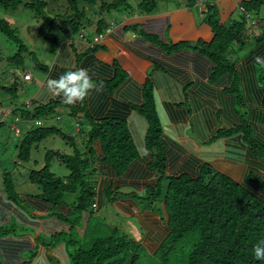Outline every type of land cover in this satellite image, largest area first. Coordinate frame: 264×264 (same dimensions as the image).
<instances>
[{"label": "trees", "instance_id": "trees-1", "mask_svg": "<svg viewBox=\"0 0 264 264\" xmlns=\"http://www.w3.org/2000/svg\"><path fill=\"white\" fill-rule=\"evenodd\" d=\"M79 1L88 6H97L98 11L95 13L100 16L121 8L124 10L128 6V0H66L71 14L53 18L46 16L47 2L44 0H0V8L6 11H15L18 7L23 6L24 9L33 12L37 19L42 21L36 33L37 39L47 42L49 51L51 54H55L60 37L52 33L53 30L58 28L62 34L61 37L71 38L86 29V22L89 21L85 14L86 9H79ZM187 2V5L192 7L195 0H187ZM156 6L157 0H143L137 5V8L140 13L149 14L155 10ZM240 7L244 8L249 15H257L260 10L264 9V0H243ZM213 8H210L209 11H215ZM245 19L241 23L225 26L220 24L216 13L213 12L207 19L214 35L213 40L208 44L197 43L199 52L215 66L209 82L213 83L223 74H228L230 85L225 93L234 95L236 107H239L240 110L245 106L240 78L235 69L236 61L233 59L231 48L235 45L241 47L245 43L247 18L245 17ZM103 24V19L97 21V33L101 31ZM259 29L256 36L252 35L253 45L263 44L264 53V26ZM0 32L15 43L20 51L25 49L22 41L17 38L14 30L5 20H0ZM142 35L145 36L143 33ZM145 37L151 42L156 40L152 36ZM85 46L87 50L83 56L98 49V46L92 48ZM177 48L172 47L165 50L171 52ZM256 54L258 56V53ZM262 64L264 65V56ZM36 67L41 70L46 69L41 64ZM99 69L105 70V73L99 72L98 74L102 78L94 83L112 95L114 99L108 113L101 119L95 120L86 116L84 101L74 104H67L63 100L52 101L46 105H37L32 110L23 109V105H25L23 102L20 104L11 101L10 104H5L8 107H15L13 116H10L8 120L10 126L14 123V115H18V113L21 119L35 122L39 119L50 118L59 107L67 109L68 115L75 121L86 120L89 125L84 143L85 152L78 149L73 137L67 136L61 128L55 126L47 127L42 124L41 127H30L26 132H22L23 138L16 145V158L19 162H29L32 148L47 138H59L73 149L71 155L58 150L46 151L42 166L28 173L26 181L36 185L39 189L35 198L53 208L65 202L66 194L72 195L74 196L72 210L74 209L79 214L91 211L96 196L95 184L97 182L91 176L93 174L98 176L97 173L100 175L92 167L94 151L91 145L95 142L99 143L101 154L96 158V161L111 166L118 176H122L134 160L143 158L138 154L126 124V118L129 113L133 112L146 122L144 145L147 152L152 151L153 161L149 167L156 172L157 184L154 188H146L140 195L134 192L130 195L136 198L142 197L153 204L159 200L162 201L165 213L164 221L170 231L168 237L157 249L163 255V264H167V256L171 257L173 253L170 250H173L181 239L189 241V244L188 252H183L179 259L180 264H264V260H257L253 254V247L260 241H264V197H259L251 191V185L261 190L264 187L263 180L257 175L247 172L243 183L240 184L227 175L217 172L207 163H203L199 167L196 178H191L188 175L167 176L165 173L166 148L161 140V125L150 83L145 81L143 84L137 85L117 65H113L112 69ZM255 72L256 83L253 81L254 86L251 90L253 94L250 101L258 105L257 110L261 109L264 113V66L259 69V77L256 68ZM1 74L2 71H0V76ZM60 74H55V77L58 78ZM109 74L110 77L107 79ZM12 77L14 81L15 76ZM13 81L9 84V82L0 80V90H5L11 99L16 98V83ZM188 89L186 86L183 87V92L187 94ZM251 91L250 93H252ZM239 112L241 114L240 125L228 130L221 129L218 137H234L231 145L229 144L231 148L234 147L233 150L242 153V146H244L258 159H264V145L255 139L254 128L248 124L246 110H243V113ZM179 114L176 111L175 115L179 116ZM60 118V115H57L56 119L60 120ZM3 120L0 121V127L4 124ZM262 120L264 121V117ZM51 160H57L60 165H63L67 169L68 175L61 178L51 172ZM163 182L166 183L164 193L161 191ZM245 184H250V186ZM3 186L9 199L19 201L10 172L3 174ZM116 193L118 192L111 191V187L107 188L105 197L108 203L113 202ZM59 219L65 220L63 217ZM13 232L15 234L13 228L0 227V236ZM116 232L117 230L114 229L110 233L94 239L88 250L81 247L76 249L70 256V264H127L131 256H133L131 264H135L142 245L132 240H125L124 237L117 236ZM0 244V264H7L2 259L5 255V260H14L17 248L9 245L8 242ZM50 245H53V242ZM29 258L32 259V255Z\"/></svg>", "mask_w": 264, "mask_h": 264}, {"label": "crops", "instance_id": "crops-1", "mask_svg": "<svg viewBox=\"0 0 264 264\" xmlns=\"http://www.w3.org/2000/svg\"><path fill=\"white\" fill-rule=\"evenodd\" d=\"M206 1L213 3L218 11H223L235 3L240 7L243 0ZM187 4V0H163L162 2L157 0L155 10L149 14L140 13L138 9H122L121 17L109 21L95 14L94 19L86 22V27L90 30L85 29L80 33H84L90 41L94 36L102 34V30L110 28V32L104 35L97 45L98 49L83 56L87 47L80 38L64 36L59 38L58 49L55 54H52L51 64L48 66L42 64L46 69H40L44 78L41 79V83H38L37 92L31 99L24 101L29 107L46 105L52 101H64L63 97H54L47 92L46 82L49 78H56L55 74H63L68 67L87 69L94 82L102 78L99 72L105 73V70L99 68L112 69L113 65H117L137 85L147 81L152 87L155 108L161 125V140L166 148L165 173L167 176L188 175L196 178L199 167L207 163L217 172L227 175L240 184L243 183L247 172L257 175L264 182V159H258L242 145V153L233 150L234 147L231 148L229 144L231 145L234 137H218L221 129L228 130L239 126L241 114L237 110L234 95L225 93L230 85L229 75L223 74L215 82H209L215 66L199 52L197 46L198 42L208 44L213 40L214 35L207 19L213 12L216 13L217 9L213 12L199 13L194 5L189 7ZM227 16H230L229 22L234 21L232 14ZM227 16L216 14L220 24H225L222 22ZM100 19L104 20V24L101 31L97 33L96 25ZM245 20V16L243 19L239 17L233 23H241ZM111 21L112 23H109ZM246 22L248 30V21ZM253 28H256V23ZM253 28L252 32L255 33ZM142 33L156 40L151 42ZM250 39L252 40V35ZM235 46L237 50L242 51L234 52ZM235 46L232 53L236 61L235 69L240 78L245 106L243 110L249 109L248 124L254 128L255 139L264 145V121L262 120L264 113L261 109L257 110L258 105L250 101L253 94L251 90L254 82L256 83L255 64H261L264 56L263 44L253 46L250 50L239 45ZM172 47L178 48L171 52L165 50ZM79 55H81L80 60H77ZM26 72H23L22 80ZM109 77L110 74L107 79ZM185 86L189 88L187 94L183 92ZM113 101V96L97 85V88L91 90L84 100L86 116L95 120L103 118ZM22 102L16 103L22 104ZM176 111L180 113L179 116L175 115ZM55 113L66 115L67 127L70 120L74 125L73 133L82 135L80 124L68 115L67 109L59 107ZM8 120L4 118L3 121ZM41 121L43 124V120ZM126 124L138 154L143 158L134 160L127 171L122 176H118L111 166L96 161L101 153L93 143L91 145L94 151L92 167L100 173V175L97 173L98 176L95 174L91 176L97 180L93 204L96 205V211L101 209L107 201L105 191L111 187L112 192L118 193L109 204L112 206L115 204V209L120 210L125 217L137 218L146 231V239L154 235L156 245L159 247L170 233L165 221L151 209L140 210L130 195L132 192L140 195L146 188H154L157 184L156 172L149 167L153 161L152 151L147 152V155L142 154L145 151L144 137L147 125L143 118L133 112L126 118ZM81 125H86L87 128L89 126L86 120L81 121ZM18 126L22 130L18 135L20 136L22 132L34 127V122L22 118ZM14 136L18 137L15 134ZM75 143L83 144L81 150L86 151L85 142L81 143L79 139V141L75 140ZM161 185L166 188L165 182ZM245 185L250 186V184ZM251 187V191L257 196L264 197V187L261 190L254 185ZM16 193L19 201L9 199L2 187L0 188V227L15 230L13 223H16L28 231L0 236V243L8 242L9 245L17 248L14 260H5V255L2 258L3 261L7 264H51L50 259L56 258L60 264H70L67 243L59 240L57 245L50 244L57 235L70 234L73 228L80 238H85L90 211L81 213L82 225L78 226L59 219L60 217L66 219L71 214V199L65 198L64 203L52 208L49 204L37 200L36 193L29 194L26 191H16ZM122 195H125V200L117 201V197ZM147 220L150 221L147 222ZM139 243L144 244L142 240ZM30 255L32 259L29 258Z\"/></svg>", "mask_w": 264, "mask_h": 264}, {"label": "rangeland", "instance_id": "rangeland-1", "mask_svg": "<svg viewBox=\"0 0 264 264\" xmlns=\"http://www.w3.org/2000/svg\"><path fill=\"white\" fill-rule=\"evenodd\" d=\"M44 1L47 2V9L45 10V14L48 17H64L71 14L68 9L66 0ZM142 1L143 0H128V6L125 9H138L137 5H139ZM159 1L162 2L163 0ZM78 6L80 10L86 9L85 14L87 20L94 19V17L96 16L95 11H98L97 6H88L81 1H79ZM122 9L123 8L116 11H111L108 14L102 15V17L107 21H109L110 19L121 17L120 15L123 12ZM213 9L216 10L217 8ZM216 14H219L223 17L232 14V20L234 21H237L239 17L241 19L244 18L239 10V7L236 6V3L227 10L218 11L217 9ZM229 17L230 16H227L223 20V22L221 21L222 23H225V26H228L234 22H229ZM251 19H253L254 22L256 21L255 23L257 24L256 28H253L255 33L252 32V34L256 36L259 33V27L264 26V9L260 10L257 15H251ZM0 20H5L10 25V27L14 30L17 38L22 41L25 47V49L20 51L19 47L15 43L10 41L0 32V71H2L0 80L2 82H9V84H11V82L13 81L12 76L14 75L15 79L13 83H16V98L11 99L5 92V90H0V102L2 104H8L11 101L14 103L22 102L33 97V95L38 90V83H41V79L44 78L42 71L38 69L36 65H50L53 55L49 51V44L37 39L36 33L40 25L42 24V21L37 19L36 15L33 12L24 9L23 6L18 7L15 11H6L0 8ZM109 23H112V21ZM86 29L90 30L88 27H86ZM52 33L59 35L60 38L62 36L58 28L53 30ZM79 35L80 33L75 34L73 37L79 38ZM244 36L246 37L245 43L241 47H244V49L246 50H250L254 46L253 39H250V35L248 32L247 35L245 34ZM231 50H233V47L231 48ZM241 51L237 50L235 46L234 52L238 53ZM262 66H264L262 63L259 65L255 64L258 77L259 69ZM24 71L30 72L33 78L32 81L24 82L22 80V74ZM34 107L35 105H32L29 107V109L32 110ZM237 110L241 111L239 107H237ZM246 113L247 115H249V109L246 110ZM57 115L59 114L55 112L52 113V119L48 118L46 120H43V125L47 127L55 126L61 128L62 131L67 134V136L73 137L76 141H79L80 139L81 143H84L86 141L84 140V138L86 137V133L88 131L87 129H89V126L87 128L86 125H81L80 129L83 133L82 135H76V133H73L74 125L70 120H68L69 127H67L68 117L66 115H60V120H56ZM3 123V126L0 127V188L2 187V190H4L3 174L5 172H10L12 174L14 189L17 192L26 191L29 194L38 193L39 189L37 188V186L26 181L28 173L31 170H37L42 166V164L44 163V155L46 151L58 150L64 154L71 155L72 148L68 144H66V142L62 141L59 138H47L43 142L37 144L32 148L31 159L29 160V162H19L16 158V145L19 144V141L23 138V135L15 138L14 132L12 129H10V124L8 123V121H3ZM94 144L97 146V150L99 151V143L95 142ZM77 145L78 149L81 150L83 144ZM50 170L56 176L63 177L65 175H68L67 169L63 165H60L57 160L50 161ZM165 189L166 188L162 186V193L165 192ZM65 196V198L69 200L71 199L72 202L74 201V196L67 194ZM124 196L125 195H122V197L118 196L116 200H125ZM133 199L135 200V203L140 208V210H143L144 208L151 209L155 214L159 215L160 218L164 220L165 213L161 200L157 201L156 204H153L142 197H133ZM115 208V204H113L112 206L107 201H105L101 209H99L98 211H96V209H92V211H90L89 222L87 225V235L85 238H80L75 233L73 228L70 234L63 233L56 236L55 240H52L53 245H57L59 240L65 241L67 243L66 248L68 250V254L71 256L72 254H74L75 250L80 247L88 250L89 248H91V242L94 239H97L100 236H104L107 233H110L112 230L116 229L117 236L124 237L125 240L128 241L132 240L133 242L138 244H140V240H142V242L144 243L140 244L142 245V249L138 252L139 258L136 259L135 264H163V255L161 254V252L157 251L159 247L156 245L154 235H152L150 239H146V231L141 227L138 219L134 217L127 218L121 213L120 210H117ZM80 218L81 214L73 209L71 214L65 219V221H69L70 223L81 226L82 222ZM148 221L150 220H147V222ZM13 225L15 228L14 231L18 234L28 231V229H25L24 227L21 228L16 223H13ZM21 229L24 230L21 231ZM188 244L189 241L185 239H181L179 242H177L173 250H170L173 252L172 256H167V264H180L179 259H181L182 253L188 252ZM50 261L51 264H60V262L56 258L50 259Z\"/></svg>", "mask_w": 264, "mask_h": 264}, {"label": "clouds", "instance_id": "clouds-1", "mask_svg": "<svg viewBox=\"0 0 264 264\" xmlns=\"http://www.w3.org/2000/svg\"><path fill=\"white\" fill-rule=\"evenodd\" d=\"M247 21L249 27L247 32L251 36L253 35L252 28L254 27L255 22L253 19H251V15H250V19H247ZM96 88L97 85L93 82L92 76L89 74V71L85 68L68 67L67 70L63 74H61L58 78H54V79L49 78L46 82L47 92L54 97L55 96L63 97L64 101L67 104H74L77 102L82 103L85 100V98L88 96L89 92ZM24 104L25 105H23V109H29V106H26V102H24ZM0 107H8V106H6L5 104H1ZM17 116L20 117V114L18 113ZM4 118L10 119V116H2L0 117V120ZM80 122L81 121H77V123H79L81 126ZM18 123L14 122L12 124V128L14 125L18 127ZM20 133H21V129H20ZM142 154L147 155V151L145 150ZM253 254L257 260H264V241H260L257 245L253 247Z\"/></svg>", "mask_w": 264, "mask_h": 264}, {"label": "built area", "instance_id": "built-area-1", "mask_svg": "<svg viewBox=\"0 0 264 264\" xmlns=\"http://www.w3.org/2000/svg\"><path fill=\"white\" fill-rule=\"evenodd\" d=\"M214 6L215 5L213 3L207 2L206 0H195V2H194V7L197 9V11L199 13H207L209 11V9L214 7ZM239 10L241 13H243L245 15V17L247 19H250V15L244 10V8L239 7ZM109 32H110V28H107L103 31L102 34H98V35L94 36L92 39H90V41L87 39V37L83 33H81L79 35V38L84 42L85 45L92 48L94 46H97L101 42V40L103 39V36L108 34ZM31 79H32L31 74L29 72H26L23 76V80L24 81H30ZM26 106H29L28 103H26ZM14 110H15V107H13V106L0 107V117H2V116H13L12 113ZM20 121H21V118L17 115H14V122L18 123ZM34 126L35 127H41L42 121L36 120L34 122ZM13 130H14L15 135L20 134V129L18 127H16L15 125L13 126ZM91 208L93 210H95L96 205L93 204Z\"/></svg>", "mask_w": 264, "mask_h": 264}, {"label": "water", "instance_id": "water-1", "mask_svg": "<svg viewBox=\"0 0 264 264\" xmlns=\"http://www.w3.org/2000/svg\"><path fill=\"white\" fill-rule=\"evenodd\" d=\"M147 73L149 74V71H148ZM132 258H133V256H131V257L129 258L127 264H131V263H132Z\"/></svg>", "mask_w": 264, "mask_h": 264}]
</instances>
